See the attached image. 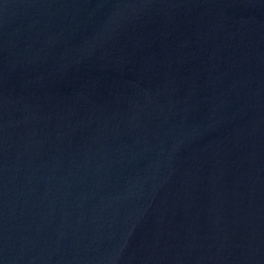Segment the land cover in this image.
<instances>
[{"label":"water","instance_id":"water-1","mask_svg":"<svg viewBox=\"0 0 264 264\" xmlns=\"http://www.w3.org/2000/svg\"><path fill=\"white\" fill-rule=\"evenodd\" d=\"M0 264H264V0H0Z\"/></svg>","mask_w":264,"mask_h":264}]
</instances>
